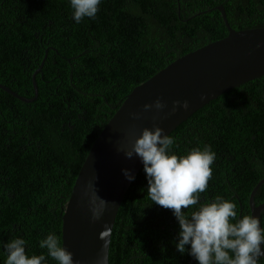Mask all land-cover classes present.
<instances>
[{
    "label": "trees",
    "instance_id": "16d2710c",
    "mask_svg": "<svg viewBox=\"0 0 264 264\" xmlns=\"http://www.w3.org/2000/svg\"><path fill=\"white\" fill-rule=\"evenodd\" d=\"M220 4L232 29L264 27V0H101L95 18L79 24L69 0H0V83L26 98L33 74L37 85L30 102L0 88V240L23 236L39 254L48 231L61 237L63 208L94 139L135 86L228 34ZM168 134L178 153L204 145L216 152L201 200L221 194L238 216L251 214L250 192L261 181L253 202L264 203V75ZM146 187L142 165L119 205L108 264H198L176 249L177 220ZM259 219L264 225V209Z\"/></svg>",
    "mask_w": 264,
    "mask_h": 264
},
{
    "label": "water",
    "instance_id": "95a60500",
    "mask_svg": "<svg viewBox=\"0 0 264 264\" xmlns=\"http://www.w3.org/2000/svg\"><path fill=\"white\" fill-rule=\"evenodd\" d=\"M215 8L220 11L228 34L176 58L135 86L90 146L61 217V241L72 252L75 264H98L102 255L107 258L104 264H108L111 231L131 182L122 169H128L135 175L142 166L138 156L128 158L124 151L141 129L155 124L169 133L210 100L264 75V27L234 30L227 22L223 6L220 4ZM32 86L33 97L26 98L0 83L2 90L26 102L37 96L35 74L32 75ZM157 98L166 104L164 109L143 108L145 103H152ZM174 100H187L189 107H178L173 112ZM132 113L138 115L133 116ZM260 183L253 187L248 200L251 215L257 218L264 209V203L255 205L253 202ZM101 199L106 203L99 219L94 220L92 210L101 207ZM105 227L107 230L101 239L100 233Z\"/></svg>",
    "mask_w": 264,
    "mask_h": 264
},
{
    "label": "clouds",
    "instance_id": "9594fccd",
    "mask_svg": "<svg viewBox=\"0 0 264 264\" xmlns=\"http://www.w3.org/2000/svg\"><path fill=\"white\" fill-rule=\"evenodd\" d=\"M71 17L79 24L85 18L93 19L99 11L101 0H69ZM166 104L159 98L145 103V110H161ZM187 109V100H174L171 111ZM131 115L137 116L138 113ZM175 138L157 125L143 127L135 136L124 154L131 158L138 156L142 162L147 180V194L150 200L164 208L171 209L178 223L175 247L181 253L187 252L198 264H258L264 256V225L255 215L238 216L234 200L221 194L201 200V193L209 187L212 165L216 152L211 145L194 146L182 154L173 150ZM128 180L135 175L122 169ZM93 208L92 218L99 219L103 206ZM195 206V207H192ZM107 227L100 233L103 239ZM27 240L14 236L0 240L3 264H75L72 252L62 243L55 231H48L38 241L42 250L39 254L26 250ZM187 246V247H186ZM106 256L98 258L104 264Z\"/></svg>",
    "mask_w": 264,
    "mask_h": 264
}]
</instances>
